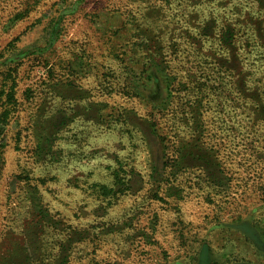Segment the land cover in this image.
<instances>
[{"label": "rangeland", "instance_id": "1", "mask_svg": "<svg viewBox=\"0 0 264 264\" xmlns=\"http://www.w3.org/2000/svg\"><path fill=\"white\" fill-rule=\"evenodd\" d=\"M205 250L264 264V0H0V264Z\"/></svg>", "mask_w": 264, "mask_h": 264}, {"label": "trees", "instance_id": "2", "mask_svg": "<svg viewBox=\"0 0 264 264\" xmlns=\"http://www.w3.org/2000/svg\"><path fill=\"white\" fill-rule=\"evenodd\" d=\"M61 82V81H60ZM157 83H158V85L160 86V85H162V82H161V79L159 78V79H157ZM54 84V83H53ZM62 84H63V81H62ZM51 86V85H50ZM54 85H52L51 86V88H52V90H54ZM112 123V121H108L106 124H111ZM34 191H35V189H34ZM113 190L112 189H109V191L108 192H112ZM103 192V191H102ZM103 194L104 195H109V194H111V193H107L106 192V190L103 192ZM57 228V227H56ZM203 258L200 260V262H201V264H208V261L210 260V255H209V252L207 251L206 252V250H205V252L203 253V256H202ZM56 258H58V257H56ZM57 260V259H56ZM55 261V260H54Z\"/></svg>", "mask_w": 264, "mask_h": 264}]
</instances>
